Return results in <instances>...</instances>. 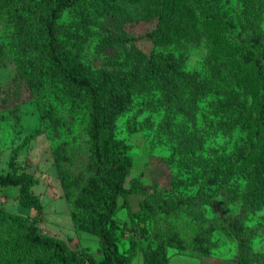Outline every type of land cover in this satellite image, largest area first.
I'll return each instance as SVG.
<instances>
[{"label":"trees","instance_id":"16d2710c","mask_svg":"<svg viewBox=\"0 0 264 264\" xmlns=\"http://www.w3.org/2000/svg\"><path fill=\"white\" fill-rule=\"evenodd\" d=\"M171 1L0 0V21L14 27L12 50L19 64L17 75L7 85L0 84V92L12 98L27 85L38 97L41 118L50 122L53 131L64 128L57 101L62 103L63 97L76 94L90 115V148L98 171L81 187L68 174L61 175V180L66 195L72 198L75 228L98 236L100 258L74 250L66 240L42 231L43 204L34 192L35 177L28 171L18 172L14 157L9 161L10 171L0 173V185L18 186L20 204L37 212L24 217L0 207L1 231L6 227L14 233L10 243L17 253H47L34 257L33 264H132L140 251L144 264H169L168 248L183 245V237L172 225L154 246L144 248L133 241L129 249L122 248L116 214L129 195L138 192L147 193L139 212L142 216L160 213L167 217L185 210L200 227V247L213 242V233L219 231L235 245L238 264H264V255L255 248L258 230L251 222L264 210V168H245L257 146L248 137L253 94L244 88L234 66L207 53L199 68L189 67L186 45L179 53H144L132 46L135 65L109 75L96 74L86 60L85 46L94 33L101 34L103 46L126 47L133 41L127 34L113 37L93 30L100 16L162 21ZM208 8L226 30L225 21L231 20H225L218 4L212 2ZM130 9H137V15L130 14ZM67 13L72 15V23L64 22ZM239 54L257 71L261 94L254 128L264 147V46L252 49L241 45ZM137 97L151 110L167 113L162 127L165 140L174 146L170 161L176 170L173 189L162 198L148 193L138 178L126 186L130 163L122 143L114 137L111 115L130 109ZM67 128L69 135L71 129ZM219 139H226V144L220 145L224 149L221 154L211 153V142ZM59 147L54 154L67 156V144Z\"/></svg>","mask_w":264,"mask_h":264},{"label":"rangeland","instance_id":"374dc122","mask_svg":"<svg viewBox=\"0 0 264 264\" xmlns=\"http://www.w3.org/2000/svg\"><path fill=\"white\" fill-rule=\"evenodd\" d=\"M212 2L218 4L225 20H231L225 21L226 30L222 27V20L209 12L208 7ZM129 12L137 15V9H130ZM63 20L72 23L73 17L67 13ZM98 22L105 27L97 25L93 30H101L103 34L113 37L116 33L127 34L133 41L126 47L121 44L103 46L99 42L101 34L90 36L85 46V57L96 74L129 71L137 62L132 46L144 53H179L186 45L188 66L195 69L200 67L207 53L215 59L231 63L244 88L253 94L252 128L248 137L257 146L245 162V168H264V147L254 128L259 114L261 88L256 68L243 62L239 54L241 45L252 49L264 46V0H172L162 21L105 15L100 16ZM157 29L158 32L152 35ZM13 35L14 27L0 21V84L3 86L10 83L19 71L17 53L12 50ZM73 95L63 97L62 103L57 101L56 110L64 122V128L53 131L50 122L41 118L38 97L30 92L27 85L21 94L12 98H5L0 92V173L10 171L9 161L14 157L18 172L28 171L35 177L34 192L43 204L42 231L66 240L74 250L87 251L100 258L98 236L76 230L72 218V198L66 195L61 180V175L68 174L75 177L81 187L98 174L90 148V115L85 104L79 101L76 94ZM110 102L108 107H112ZM151 108L137 97L130 109L120 110L111 118L114 137L122 143L130 163L126 186L130 185L132 179L138 178L141 184H145L148 193L155 192L151 195L157 194L156 197L162 198L173 189L176 169L170 159L175 150L165 140L162 127L166 111L156 112ZM181 121L178 117L177 122ZM67 127L71 129L69 135ZM226 142V139L211 142V153L221 154L223 147L220 145ZM65 143L67 156L63 160L54 154V150L62 148L59 146ZM18 194V186L0 185V207L12 214L35 216L37 212L34 209L20 204ZM146 194H130L129 201L116 214L124 250L129 249L133 241L144 248L156 245L161 235H165L164 231L172 225L183 237V245L168 248L169 264H238L235 245L219 231L213 233V242L200 247L197 240L200 227L185 210L167 217L160 213L157 216H142L139 212ZM120 204H123L122 198ZM251 222L258 230L255 248L264 255V225L262 228L260 226L264 224V210ZM12 237L14 233L10 229L4 227L1 231L0 228V264H31V261L33 264L34 257L47 255L46 252L37 255L17 253L10 243ZM132 264H144L142 251Z\"/></svg>","mask_w":264,"mask_h":264}]
</instances>
